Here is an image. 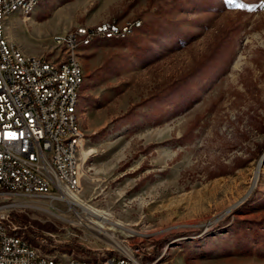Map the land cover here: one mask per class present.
<instances>
[{
  "label": "rangeland",
  "instance_id": "1",
  "mask_svg": "<svg viewBox=\"0 0 264 264\" xmlns=\"http://www.w3.org/2000/svg\"><path fill=\"white\" fill-rule=\"evenodd\" d=\"M7 19L13 46L50 57L57 35L141 22L79 50L76 193L108 219L18 199L13 221L34 246L64 259L264 264V0H41Z\"/></svg>",
  "mask_w": 264,
  "mask_h": 264
},
{
  "label": "built area",
  "instance_id": "2",
  "mask_svg": "<svg viewBox=\"0 0 264 264\" xmlns=\"http://www.w3.org/2000/svg\"><path fill=\"white\" fill-rule=\"evenodd\" d=\"M11 4L12 0H0V12L8 13ZM138 24L141 22L100 31L80 27L57 35L53 42L59 53L54 57L21 56L9 47L0 29V216L9 224H16L11 212L21 207L18 199L68 201L57 175L65 176V158L72 156H62L60 139L71 137L75 149L84 138L83 132H74L69 115H65L68 125H57V115H63L59 103L74 104L82 73L76 71L75 63H64L68 45L85 42L89 34L123 33ZM13 133L15 140L6 138ZM1 186H9L10 196H2ZM50 258H60V264H76L58 254H43L0 230V264H50ZM109 264H137V257L127 253Z\"/></svg>",
  "mask_w": 264,
  "mask_h": 264
},
{
  "label": "bare ground",
  "instance_id": "3",
  "mask_svg": "<svg viewBox=\"0 0 264 264\" xmlns=\"http://www.w3.org/2000/svg\"><path fill=\"white\" fill-rule=\"evenodd\" d=\"M41 0H12L11 8L8 10V13L6 12H0V29H1V35L4 36V38L7 39V42L9 43V47H12L14 52H19L21 56L24 57H31V55H27L23 53L21 50L13 46L6 35V27H5V21L8 17H10L13 13L19 12L22 15H24L26 18L29 17L37 8L38 4ZM28 5H30L28 7ZM102 26V25H100ZM111 25H104L102 27H98L97 29H87L89 31H100L105 28L112 27ZM138 27L140 24L137 25ZM137 27V28H138ZM135 26L128 27V29L123 33H104V34H89L88 38L85 39V42L78 43L76 45H68V56H64V63H75L76 71H81V78L79 83L75 86V102L73 105L67 104V103H59V110L63 113V115H57V125H68V117L65 115H69V122H72L74 125V132H80V126H79V119H78V104L80 97L82 95V86L85 82V72L83 70V67L79 60V50L82 46L89 45L91 42L95 41L96 39L102 38H115V37H126L130 35ZM54 41H57V37L54 38ZM80 151H81V143L76 144V148L74 149V145L71 144V137H62L60 139V152L62 156H72V158H65L64 161V175H57V184L62 186L66 195H70L68 198V202L71 205H76L80 207L81 211L87 214H90L91 216L100 218L103 221H106L108 218L106 217V213H102L95 208H93L90 205H86L83 200L78 196L77 189L79 187V175H78V168H79V161H80ZM257 174L258 170H255L254 180L255 183L257 180ZM252 188L249 189L251 191ZM248 191V193H249ZM1 193L3 195H9L10 196V188L9 186H1ZM234 206H231L228 208V211H230ZM75 213L78 215L79 218L81 217L80 211L74 209ZM81 220V219H80ZM104 223V222H103ZM102 227V226H100ZM0 230L7 231L9 237H12L13 239H19V241H24L35 250H40L43 254H47L43 252L40 248L34 246L30 241H28L24 234L20 232L21 227H19L17 224H9L7 220H5V217L0 216ZM24 230V229H23ZM111 238H113V235H110ZM120 258V256H111V257H105L101 259H70L71 262H74L76 264H109L110 262L116 261ZM50 264H60V258H50ZM137 264H142L137 259Z\"/></svg>",
  "mask_w": 264,
  "mask_h": 264
},
{
  "label": "snow or ice",
  "instance_id": "4",
  "mask_svg": "<svg viewBox=\"0 0 264 264\" xmlns=\"http://www.w3.org/2000/svg\"><path fill=\"white\" fill-rule=\"evenodd\" d=\"M20 135L23 136L24 134L21 133ZM6 138L9 139V140H15L17 137H16V135L13 133V134H9Z\"/></svg>",
  "mask_w": 264,
  "mask_h": 264
},
{
  "label": "trees",
  "instance_id": "5",
  "mask_svg": "<svg viewBox=\"0 0 264 264\" xmlns=\"http://www.w3.org/2000/svg\"><path fill=\"white\" fill-rule=\"evenodd\" d=\"M13 217L16 218L17 216H16L15 214H13ZM25 238L27 239V237H25ZM27 240H28V239H27ZM28 241H29V240H28ZM30 242H31V241H30ZM46 251H48V250L46 249Z\"/></svg>",
  "mask_w": 264,
  "mask_h": 264
},
{
  "label": "crops",
  "instance_id": "6",
  "mask_svg": "<svg viewBox=\"0 0 264 264\" xmlns=\"http://www.w3.org/2000/svg\"><path fill=\"white\" fill-rule=\"evenodd\" d=\"M8 20V19H7Z\"/></svg>",
  "mask_w": 264,
  "mask_h": 264
}]
</instances>
